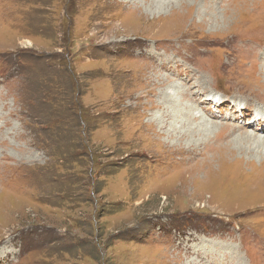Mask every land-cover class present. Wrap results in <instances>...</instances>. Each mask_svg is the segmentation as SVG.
Listing matches in <instances>:
<instances>
[{
	"label": "rangeland",
	"instance_id": "obj_1",
	"mask_svg": "<svg viewBox=\"0 0 264 264\" xmlns=\"http://www.w3.org/2000/svg\"><path fill=\"white\" fill-rule=\"evenodd\" d=\"M135 1L0 0V264H264V149L188 155L151 121L183 87L264 127V0H217L216 21Z\"/></svg>",
	"mask_w": 264,
	"mask_h": 264
},
{
	"label": "bare ground",
	"instance_id": "obj_2",
	"mask_svg": "<svg viewBox=\"0 0 264 264\" xmlns=\"http://www.w3.org/2000/svg\"><path fill=\"white\" fill-rule=\"evenodd\" d=\"M140 1L144 2L143 7L139 6V4H137V0H136L135 1L136 5L133 8L134 9L133 11H134L135 15H137L138 13H140L142 11V8H144V7H148L150 9H153V8L157 9V8H160L161 6H165L164 3H163V1L162 2L161 1L158 2L156 0H140ZM232 1H234V0H232ZM215 2L217 3V0H200V1H196V3H194V4H189V1L188 0H182V2H181V4H180L179 7H176L175 6L176 8L173 10V14L175 15V14H181V13H183L182 8H184L186 10L188 9L187 11L192 13L193 9H195L196 7L202 6L203 8H205L204 12L202 13V15L204 16V18L207 17V15H211L212 16V17L210 16L211 19H214V21H216V20H219L220 18L217 15L216 10H213V7L215 5ZM241 2H242L243 5H246V6H248L249 3H250L249 0H241ZM123 5L125 6V3H123ZM124 6H122V7H124ZM127 6L128 5H126V7ZM165 7H167V6H165ZM241 7H243V6L242 5H238V7H237V9H235V11L236 10L239 11L241 9ZM248 8H249V6H248ZM248 8H246V9H248ZM244 12H246V11H244ZM226 13H227V11H226ZM224 18H226V17H224ZM251 19L255 23L258 22V17L257 16H255V17L252 16ZM183 20H184V18H183ZM259 24L262 25V23H259ZM230 28H231V26H230ZM228 41H229V39H228ZM243 55L246 56V58L248 59L249 62L250 61L251 62L252 61H256V60H254V58H255L256 55L254 54L252 47H250L246 52H244ZM236 59L237 58L233 57L232 58L233 61H230V64H234L236 62ZM260 59H261V62L264 61V50L261 53V56H260L259 60ZM262 66H263V64H262ZM262 72L264 73V67H262V69H261V73ZM156 81L159 84H164L166 82L165 80L160 79L158 76H156ZM261 87H264V85L261 86ZM190 91L191 90H189V89H184L183 87H180V90H178L174 94L168 92V93H170L172 95L168 99H166V97H163L161 100H159L157 102V104H155L153 102L152 103L153 105H157V106H159L161 108V109L159 108V111L162 112V115H160L159 113H157V116L151 118V121H153V122L155 121L156 123H158V125H159V127L161 129L165 130V133H167L169 139L173 140V138L176 137L175 138L176 142L177 143L180 142L181 145H183L182 143L185 142L186 139L188 141L189 140H193V144L190 147L187 148L186 147L187 144H185L186 145L185 147L188 149V151H186L188 155H191L192 152L194 153V151H197V150L202 151L201 150L202 147H204L205 149H207V147L209 146V150L211 151L212 149H214V147H217L218 146L219 148H217V149H218V151H220V154L221 153H225L224 150H226L227 152L229 151L227 156H228L229 159H232V156H234L236 154L235 153V150L233 148V146H235V145H237L239 147H242L241 148V151L246 152L245 154H247L249 151L259 152V151H261V150L264 149V136H262V135H264V127H262L261 125L257 124V122H254V126L253 125H252V127L251 126H248V130H245V129H241L239 127V125H237V126L235 125L234 126V124L231 125V123H229L230 124L229 125L227 123L225 124V123L216 122L214 120V118H213V116L215 118H217V115L216 114L212 113L210 115L212 117H209L207 114L201 113L198 110V108H196V106H194V103L195 102H192V100H193V94L191 95L192 92L190 93ZM213 98H215L216 100L217 99H219V100L216 102V101L212 100ZM213 98L210 97V96H208L209 104L211 103L212 106H213V108H214V104L215 103H217L218 106L219 105H225V104H227V102H223V100L221 98H217V97H213ZM229 104L232 105V101ZM233 105H235V103ZM182 108H183V112H185L184 116L188 118L187 119L188 126L182 127V129H181V126L179 127V124H181V121H178V119L182 116V114H181V109ZM196 111H198V112L196 113ZM240 114L241 115L239 117H231L232 120L237 121V122H240L245 116L249 115V114H246V112H244V111L241 112ZM259 115L262 116L263 119L261 121L264 122V113H262V112H259L258 115H256V114H255V116L253 115V120L252 121L259 120L258 119V116ZM165 118H168V119H171L172 120V122L170 124H168L169 125V128L171 130V134H169L168 130H166L167 129V122L165 121ZM237 118H238V120H237ZM222 120H224V119H222ZM152 124L153 123H151V124H147L146 123L145 126H152ZM154 128L156 129L157 127L156 126L155 127L152 126L150 129H154ZM249 129L251 131H249ZM235 132H239V134L238 135H235L234 134ZM155 134L157 135L156 130H155ZM160 135L161 134H159V138L161 137ZM211 135L213 137H211ZM232 135L234 137H232L230 140H228V142L221 143V144L219 143V142H221L220 141L221 138H224V139L226 138L227 139L228 137H231ZM171 137H173V138H171ZM201 137H202V143H201ZM203 138H207L208 140L205 141V140H203ZM159 142L162 143L161 141H159ZM217 143H219V145H217ZM182 147L183 146H174L173 145V149L175 150V152H184V150H183ZM247 155H250V154H247ZM235 157H237V156H235ZM239 159L240 160H237L236 162L239 163V164H244V159L243 158H240V157H239ZM247 163H248V165L249 164H252L249 160L247 161Z\"/></svg>",
	"mask_w": 264,
	"mask_h": 264
},
{
	"label": "trees",
	"instance_id": "obj_3",
	"mask_svg": "<svg viewBox=\"0 0 264 264\" xmlns=\"http://www.w3.org/2000/svg\"><path fill=\"white\" fill-rule=\"evenodd\" d=\"M72 87L75 89L76 88V85H75V82L72 84ZM76 90V89H75ZM78 102V101H77ZM75 103L74 105H73V110L76 112V114H79V112L81 111H83V109H82V107H81V105L79 104V102L78 103ZM77 119V118H76ZM73 124L75 125L73 128H77V127H81V125L78 123V121L76 120V121H74L73 122ZM61 133H60V136H61V141H62V143L63 144H66L67 143V137H66V130H65V135H64V131H60ZM63 133V134H62ZM84 152H85V154L88 152V150H87V148L85 147V149H84ZM88 154V153H87Z\"/></svg>",
	"mask_w": 264,
	"mask_h": 264
}]
</instances>
